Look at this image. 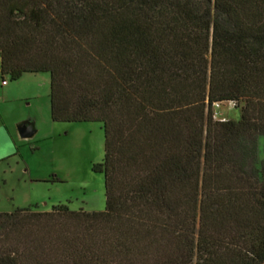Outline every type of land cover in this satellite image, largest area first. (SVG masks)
<instances>
[{"label": "trees", "instance_id": "1", "mask_svg": "<svg viewBox=\"0 0 264 264\" xmlns=\"http://www.w3.org/2000/svg\"><path fill=\"white\" fill-rule=\"evenodd\" d=\"M25 73L101 124L105 206L0 212V264H264V0H0V80Z\"/></svg>", "mask_w": 264, "mask_h": 264}, {"label": "rangeland", "instance_id": "2", "mask_svg": "<svg viewBox=\"0 0 264 264\" xmlns=\"http://www.w3.org/2000/svg\"><path fill=\"white\" fill-rule=\"evenodd\" d=\"M4 79L0 94L6 91L7 98L0 104L5 123L15 134L18 123L30 119L36 133L29 139L15 135L18 154L0 160V212L26 207L48 211L60 204L70 210L102 211L103 175L94 171L103 158L101 124L52 122L48 73ZM212 111L217 120L236 121L240 116V108L229 102L212 106ZM7 148L0 132V153ZM257 156L264 160V137L257 139Z\"/></svg>", "mask_w": 264, "mask_h": 264}, {"label": "crops", "instance_id": "3", "mask_svg": "<svg viewBox=\"0 0 264 264\" xmlns=\"http://www.w3.org/2000/svg\"><path fill=\"white\" fill-rule=\"evenodd\" d=\"M25 74H36V73H25ZM3 98H7V92L4 91V90L0 94V99L2 100ZM4 116L5 115H4L2 106L0 104V132L3 134V137H4V139H5V141H6L7 145H8L7 150L5 152H3V153H0V160H4V159H6L8 157L15 156V155L18 154V146H17V142L15 140V135H17V137H19L18 134H17V130L15 131V134H14V131H11V128L9 127V125H7V123H5L6 119H5ZM23 122L26 123V124L31 125L35 129V133H36L35 124H34V122L32 120L26 119V121H23ZM23 122H21V123H23ZM21 123H18V125L21 124Z\"/></svg>", "mask_w": 264, "mask_h": 264}, {"label": "water", "instance_id": "4", "mask_svg": "<svg viewBox=\"0 0 264 264\" xmlns=\"http://www.w3.org/2000/svg\"><path fill=\"white\" fill-rule=\"evenodd\" d=\"M17 134L21 139H29L35 134V129L26 123H21L16 127Z\"/></svg>", "mask_w": 264, "mask_h": 264}, {"label": "built area", "instance_id": "5", "mask_svg": "<svg viewBox=\"0 0 264 264\" xmlns=\"http://www.w3.org/2000/svg\"><path fill=\"white\" fill-rule=\"evenodd\" d=\"M1 83H2V84H5L6 81L4 80V81H2ZM213 106H214V107L218 106V103H214ZM213 119L217 120L215 114L213 115ZM220 121H224V120H221V119H220Z\"/></svg>", "mask_w": 264, "mask_h": 264}]
</instances>
